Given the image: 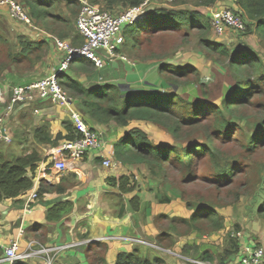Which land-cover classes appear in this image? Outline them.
Returning <instances> with one entry per match:
<instances>
[{
	"label": "rangeland",
	"instance_id": "1",
	"mask_svg": "<svg viewBox=\"0 0 264 264\" xmlns=\"http://www.w3.org/2000/svg\"><path fill=\"white\" fill-rule=\"evenodd\" d=\"M14 1L22 5L31 17V11L23 0ZM37 1H40L42 7L45 6L43 8L48 13L57 15L61 18L60 21L62 25L68 28L65 36H77L78 40L83 39L78 34L75 27V20L81 6L79 0ZM87 1L92 3L91 0ZM200 1L201 0H144L139 5V20L131 24L133 30L137 33L133 36L132 41L130 40L131 42L125 40L120 48L122 53L124 51L129 52L133 49L132 54H129L132 59L148 61L151 65L160 64V62H162L167 64L166 66L171 64L174 68L176 66H191L194 68L186 77H179L173 72L169 77L164 78L163 75L165 76V73L160 74V76L165 82L166 80H170L172 76V80L169 81L165 91L177 93L180 96L182 103L175 105L174 108L176 111L173 109V111H171L173 114L177 113L178 117L190 114V102L200 101L204 98L205 107L201 110L198 107L194 110L193 115L191 114V116L197 117V120L200 122L198 126L185 127L184 123H180L178 127L179 138L176 140L167 130L154 122L135 119L130 120L126 125H120L114 119L101 123L96 119H92L87 114L86 118L88 117L92 121L94 124L92 128H94L98 134L99 130L102 131L106 140L116 138L118 135V139H121L127 132L138 130L145 135L148 143H152L153 145H173L181 152L189 142H205L212 147H216L231 159L240 157L242 148H244L245 145H251L250 142H248V138L257 134L259 142H256L255 146L251 147L249 150L255 152V155L245 158L242 163H237L233 166V174L230 177L234 180L233 182L236 181V183L228 187H223V183L213 182L211 180V178H215L216 176L213 175L211 159L208 155L202 159H194L187 169H178L176 163H165L162 170L160 169L152 172L150 163L146 161L143 163L130 164V166L125 167L126 170L124 172H126L125 174H128L127 176L129 177H133V173L136 172L140 178L139 180L142 181V184L145 186L144 189L147 190L144 195L155 193L160 190V200L164 197H171L177 199V202H182L185 208L184 212L177 210L180 214L174 217L163 218L160 221V230L166 232L170 231L177 236L183 237H191L192 235L190 233L197 231L199 234L194 233L197 234V237L192 239L190 243L192 246H185L188 252L193 250L192 253H195L194 248L198 250L199 248H210L211 246L220 247L221 242L217 241L219 235H214L209 230L212 228V223L208 220L209 218H205L203 221L198 220L196 223L193 222L190 224L179 222L180 218H189L190 216L189 214V216L183 217L190 208L187 207V202H190L191 207L199 202L201 204L209 203L213 205L214 210L221 217L223 225L224 222H227L226 228L228 229L225 230L226 234L223 236V241L230 231H237L240 232V241L245 238L248 243L262 246L264 249V218L256 213L260 206H264V189H259L262 175L264 177V133H261L257 125V122H259L263 116L264 94L254 93L252 96V103L246 106L239 105L234 107L232 109L233 113L231 114L223 109L227 97L234 92V87L230 84L233 80L228 71V62L230 58H225L224 55L209 50L200 41L201 38L206 37L219 45H224L228 50H232L233 52L243 49H253L254 51L260 52L261 61L264 62V38L260 32L254 30L253 25L245 27V30L241 32L228 31V33L223 34V36L216 35L210 25L211 8H230L242 16L247 26L252 21H249L240 9L237 3L238 0H217L210 6H203L200 4ZM93 4L100 6L110 13H122L128 9L120 5H105L102 0H100L99 3ZM160 9L169 13L183 11L185 15L192 14L194 16H202V19L206 20L210 25L209 33L207 35L203 34L194 27H191L186 33L179 30L170 31L148 28L144 20L146 13L160 12ZM3 16L6 18L8 15H1L0 12V17ZM36 18L38 17H34V19ZM10 20L16 25H20V23L12 19ZM36 20L35 22L32 20V23L37 27H45L44 24L48 27L51 23H56L54 21L52 22L50 17L44 15L43 12L40 13V17ZM20 28L21 27H17L12 33L15 38L17 35L23 34ZM248 28L253 31L248 33ZM179 29L184 30L182 28ZM16 42L17 40H14L12 35L8 37L7 41L0 42V64L4 63V69L12 66L13 71L16 70V74L13 78L6 77L4 72L0 71V84L7 88H5L4 97H2V102H0V119H2L0 120V154L4 158H10L19 153H24L25 150H40L39 153L41 158H44V164H42V160L38 163L39 169L34 183L38 182L37 178L40 176L41 180L47 184V187L53 186V184L47 182L41 174L48 173L55 177H60L63 173L59 174L55 170H51L53 161L46 159L45 156L43 157L44 152L42 149H38L39 147L36 148V140L33 138V132L28 130V125L26 123L18 120V115L16 114L18 110H21L20 113H22L25 112L24 109H32L33 106L31 107L30 104L35 101L32 103H16L10 114H7L9 110L6 107L8 105L10 88L14 84L43 78L50 74L51 63L57 62L58 53L56 54L54 50V48L56 49L54 43L53 45L50 44V46H47L52 50L50 55L46 54V47L39 44L34 52L29 54L21 63L17 62L13 64L11 62L12 54L21 50V47L16 44ZM66 42L72 45L71 37H69ZM32 44L34 45L35 42H32ZM39 47L41 51L38 50ZM71 70H74L73 72L78 74L81 79L84 78L85 80L88 76V72H90L80 69L76 63L73 64ZM170 72L171 71H168L166 73L170 74ZM149 79H151V76H149ZM200 85H203V92L200 89ZM177 87L180 89L178 90ZM160 88H162L161 85ZM0 89L2 91L3 88L0 87ZM161 90L164 91V89ZM1 91L0 95L3 93ZM69 96L74 100L77 98V102L75 103L76 108L78 99H80L81 106V98L79 96L70 94ZM99 104L105 106L107 103L105 101H99ZM215 106L222 109V119L232 122L227 130H216L215 113L217 110ZM118 107H121V104ZM2 132H5L6 136L8 135V140H4ZM57 139L54 140L57 141V144L64 140L61 137ZM101 140L103 139L101 138ZM228 141L233 144L229 146L223 145L224 142ZM158 142H165V144H159ZM20 146L26 149H20ZM186 181L189 183L185 184ZM54 187L55 188L52 189H44V191L41 192L43 194L42 196L51 193L52 191L50 190L59 191V193L65 191V187L62 186V184H57ZM213 188H218L217 192L220 194L219 196L215 192L216 195L214 197ZM151 196L153 197L154 195L152 194ZM190 210L193 213L195 209ZM202 213H205V211L199 212L198 214ZM197 226L202 227V230H198ZM181 239L182 238H179V240ZM166 242L167 239L165 240V243ZM36 246L38 245L36 244ZM192 256L195 255L191 254V257ZM197 258L199 259V257ZM203 261L205 264H211L205 260ZM43 262L46 264V259H44Z\"/></svg>",
	"mask_w": 264,
	"mask_h": 264
},
{
	"label": "trees",
	"instance_id": "2",
	"mask_svg": "<svg viewBox=\"0 0 264 264\" xmlns=\"http://www.w3.org/2000/svg\"><path fill=\"white\" fill-rule=\"evenodd\" d=\"M31 11V17H40V13L43 12L44 15L50 17L51 21L57 22L61 18L57 15L48 13L37 0H23ZM92 3H99L100 0H91ZM105 5H120L124 8H129L132 6H139L144 0H102ZM217 0H201L200 4L203 6L213 5ZM238 6L243 11L245 16L249 21H252L245 27L253 25L254 30L260 32L264 38V0H238ZM185 12L179 11L177 13H169L165 10L160 9V12H147L145 15V23L148 28L158 29V30H170V31H183L187 32L191 27L196 28L199 32L203 34H208L210 25L209 23L202 19V16H194L192 14H184ZM238 13V12H236ZM36 18V19H38ZM199 18V19H197ZM54 24V23H53ZM182 28L184 30H180ZM212 28V27H211ZM146 29V28H145ZM248 28V33L251 32ZM137 32L133 30L132 25H127L124 28V36L126 41H132L133 36ZM0 34V42L7 41ZM21 50L15 54H12L11 62L13 64L17 62H22L27 58L29 54L34 52L37 48L33 47L32 42L23 35H18L16 38ZM130 41V42H131ZM201 43L213 52H217L224 55L225 58L228 57V71L231 79L233 80L231 85L234 87L233 94L229 95L226 102L223 105V109L228 111L230 114L233 113V108L239 105L246 106L252 103V96L254 93L264 94V62L261 61V54L259 51H254L253 49H243L239 51L228 50L224 45H219L208 38H201ZM84 40H78L77 36H71V43L73 46H80ZM74 43V44H73ZM41 51V48H38ZM4 63L0 64V71L4 72ZM167 64L160 62L158 63V70L160 74L165 73L163 77H169L173 72L179 77H186L187 74L194 70L191 66L175 68L171 66H166ZM72 64L69 69H72ZM86 66L93 67L90 62H84L79 65L82 70H89ZM94 68V67H93ZM8 69V68H7ZM74 70H70L71 74ZM171 71L170 74L166 73ZM75 73V72H74ZM60 83L63 88L70 95L79 96L81 98V106L84 112L90 116L92 119H96L101 123L108 122L114 119L120 125H126L130 120H142L148 122L158 123L162 126L168 133H170L177 140L178 127L180 123H184L185 127H196L200 123L197 117L193 115L196 108L205 107L204 98L200 101H193L189 103L190 114L186 116H177V113L173 114L171 111L175 110V105L182 103L180 96L177 93H171L168 91H155L148 90L139 87H118L115 84H109L102 88V86L89 85L85 86L76 77L68 74L61 75ZM166 83L169 84V81ZM176 81L175 79H173ZM91 86V87H90ZM93 86V87H92ZM200 89L203 92V85H200ZM99 101H105L107 104L101 106ZM121 104V107H118ZM173 109V110H172ZM217 110L215 113V123L216 130H227L232 122L225 121L222 119L223 111L218 106H215ZM189 113V112H188ZM261 133H264V110L263 116L259 122H257ZM64 128L67 131L65 136L57 134L53 139L51 138L48 129L45 124L39 126L33 130V138L39 143H49L51 145L57 144V138L61 137L63 139L72 138V126L70 122L64 123ZM259 137L257 134L248 138V142L251 145H245L242 148V153L240 157L231 159L225 153L221 152L216 147H212L210 144L189 142L183 150L180 152L173 145H153L148 143L145 135L138 130H131L127 134L123 135L119 143L114 146L113 157L124 163H143L149 162L152 172L157 170H162L165 163H176L178 169H187L194 159H202L206 155L211 159V167L213 175L215 178H211L213 182L223 183V187H228L235 182L230 177L233 174V166L237 163H242L243 159L249 158L255 155V152L249 151L251 147L255 146ZM58 140V139H57ZM190 141V140H189ZM233 143L228 141L224 142L223 145H232ZM86 155V154H85ZM84 155V156H85ZM83 156V157H84ZM42 160L41 155L37 149H33L28 153L15 155L10 158H4L0 154V201L2 199H16L20 194L27 192L34 185V180L36 178V170L38 168V163ZM264 170V168H263ZM232 180V181H231ZM111 185L119 189L121 194L132 192L135 187V182H130V177L127 175H120L118 178L112 177L108 178ZM189 183L188 181L185 184ZM133 184V185H131ZM47 184L40 180L39 187L37 189V197L40 198L44 189H52L54 186H46ZM46 186V187H45ZM259 189H264V177H261V183L259 184ZM218 188H213L214 197L215 192ZM59 192V191H58ZM121 197L119 196V199ZM162 202H168L169 198L164 197ZM129 208L131 210H139V199L137 196H132L129 201ZM123 199L120 200L119 210L117 215L120 217L125 213ZM204 205V206H201ZM187 207L189 209H195L189 218H180L179 222L190 224L196 223L198 220H208L212 223V228L209 229L211 232L216 231L223 226V222L218 213L214 210L212 204L206 203L201 204L200 202L191 207L190 202H187ZM73 208V202L70 200L60 201L45 211V221L48 223L61 222L66 219L71 213ZM205 211V213L198 214L199 212ZM257 214L264 218V206H260ZM165 216H157V219L163 218ZM35 226H33L34 228ZM32 229V228H31ZM198 230H202V227L197 226ZM169 232V231H168ZM237 232V231H236ZM43 233V232H42ZM229 232L223 241V250L219 254H215L209 249H205L199 253V258L206 260L211 264H224V261L228 257L238 254L240 250L239 238L231 236ZM44 234V233H43ZM172 236L166 231L162 230L156 236V242L165 244L162 240L167 239V244L169 245L173 241ZM161 245V244H160ZM93 253H92V264H108V262L103 257V252L106 249V245L102 242L94 243ZM187 248L183 246L182 251L186 252ZM194 252L198 253L197 248H194ZM158 259L155 258L152 261L140 257L139 249H134L132 252H121L117 255L115 264H155Z\"/></svg>",
	"mask_w": 264,
	"mask_h": 264
},
{
	"label": "crops",
	"instance_id": "3",
	"mask_svg": "<svg viewBox=\"0 0 264 264\" xmlns=\"http://www.w3.org/2000/svg\"><path fill=\"white\" fill-rule=\"evenodd\" d=\"M0 12L1 15L7 16L5 5H0ZM35 20L33 18V22ZM44 25L45 27H37L34 23L32 25L21 23L20 25H16L8 16L6 18L3 16L0 17V34L5 38L12 35L15 40L18 35L15 38L12 33L17 27H21L20 29L23 31V34L19 35L28 36L27 38L30 41L35 42L33 47H38L39 44L46 47V54L50 55L52 50L47 46L53 45L54 38L66 41L71 36H65L68 28L62 25L60 20L54 24L51 23L48 27H46V24ZM121 47L116 49L117 56L112 59L105 57L108 55L106 50H101V54L104 56V65L100 69L86 66L89 69L87 71H90L87 74L86 80L84 78L81 79L73 71H71V74L68 73L71 69L66 70L64 73L74 77L77 76L76 78L86 87L94 85L104 88L109 84H115L120 88L130 86L155 91L164 89L165 91L168 84L160 76L158 63L151 65L148 61L134 60L129 55L132 54L133 49L122 53L120 51ZM54 50L56 54L58 53L57 62L51 63L50 74L57 70L61 60L66 55L64 51H58L55 48ZM118 55H123L125 59L120 58ZM75 63L79 67L84 62H74L73 64ZM15 71H13L11 66L4 71V75L13 78L16 74ZM149 76H151V79H149ZM160 85L162 88H160ZM0 87L3 88L2 91L0 89L3 92L0 97V102H2V97H4L7 88L4 85ZM177 89L179 90L180 88L177 87ZM76 102H72L71 106L87 121L90 127H94L92 121L88 117L86 118L87 115L80 106L79 101L77 108L75 107ZM30 105L31 107L33 106L32 109L30 108L31 110L24 109L25 112L22 113H20L21 110H18L16 113L18 120L28 125L29 131L33 132V129L45 124L52 139L57 134H61L62 136L67 134L64 123L70 122V106L53 104L50 101H36ZM99 133L103 139V148L99 153L89 152L78 161H70L67 170L62 172L63 174L60 177H55L52 174L44 176L46 174L42 173L41 176L47 182L53 184V186L62 184L65 187L64 192L59 193L55 190H50L52 191L51 193L45 194L40 198L37 197L32 201L29 210H24V198L22 197L25 193V195L29 194L32 189L37 191L41 180L39 176L37 178L38 182L34 183L32 189L20 194L16 199H2L0 201V247L10 239L18 236L19 230L23 229L24 233L20 237V245L23 249L28 248L30 242L34 244L33 248H38L39 246L55 247L71 245L59 249L58 252L54 253V264H92V249L95 247V242H102L106 245V249L102 254L108 264H115L119 253L132 252L134 249H139L140 257L142 258L150 261L157 258L158 261L155 264H196L193 260L204 262L197 257L205 249H210L215 254L222 252L223 236L226 234L225 230L228 229L226 228L227 222H224L222 228L211 232L214 235H219L217 241L221 242L220 247L199 248L197 250L198 253H192L193 250L191 252H188V250L186 252L182 251L183 246H192L190 243L193 238L197 237V234H194L198 233L197 231L190 233L191 237L177 236L175 233L169 231L167 233L172 236V243L168 245L165 243L166 239L162 240L165 246L162 243L156 242V236L162 232L160 230V221L165 217H174L180 214L177 210L184 212V205L182 202H177V199L171 197H169L168 202H162L160 200V190L144 195L147 190L144 189L145 186L134 171L133 177H130V182L136 183L133 191L121 194L116 185L110 184L108 178H118L123 174L128 175L124 171L126 170L125 167L130 166V164L119 163L113 158L114 146L120 141L118 139L119 135L116 138L106 140L101 130H99ZM158 143L165 144V142ZM35 145L36 148L42 149L44 152L43 157L53 147L49 143L38 144L37 141ZM20 149L26 148L20 146ZM30 151V149L25 150L24 153ZM24 153H19L18 155ZM105 157L111 158L114 162L110 167L102 165V159ZM43 160L44 158L42 159V164H44ZM38 169L39 167L36 170V176ZM152 194L154 195L153 197L151 196ZM119 196L121 197L120 199ZM132 196H137L139 199V210L137 211L129 208L128 201ZM121 199H123L125 204V213L119 217L117 211L119 210ZM64 200L73 202V208L69 216L61 222H46V209ZM188 210L183 217H187L189 214L191 216L192 212L190 209ZM160 215L165 217L157 219V216ZM33 226L35 227L33 228ZM42 232L44 234H41ZM179 238L182 239L179 240ZM239 246L240 250L238 254L228 257L224 261V264H236L239 257L247 252L252 243H248L247 239L243 238L242 241H239ZM191 254L195 256L191 257ZM43 260L44 256H31L20 264H43Z\"/></svg>",
	"mask_w": 264,
	"mask_h": 264
},
{
	"label": "built area",
	"instance_id": "4",
	"mask_svg": "<svg viewBox=\"0 0 264 264\" xmlns=\"http://www.w3.org/2000/svg\"><path fill=\"white\" fill-rule=\"evenodd\" d=\"M79 2L81 6L75 20V27L78 34L83 37L84 42L80 46L73 47L65 41L54 38L57 49L66 52L65 60L60 69H66L67 63L74 60L91 61L96 68L101 67L104 64V56L101 54V50L107 51L108 55L105 57L109 59L117 56L116 49L124 44L125 26L133 23L136 17L140 15L139 6L130 7L122 13H110L87 0H79ZM0 5L6 6L7 15L10 19L26 25L32 24V20L24 7L16 1L0 0ZM210 24L213 32L219 36H223L228 31L241 32L245 30V21L242 16L227 7L211 8ZM118 56L125 59L123 55ZM36 99H49L53 103H65L68 100L58 78L51 74L29 83L14 84L9 92V102L6 107L9 111L7 114L11 112L16 103L31 102ZM71 122L73 126L72 138L64 139L56 146L51 147L45 154L46 159L53 161L51 170H55L59 174L67 170L70 161H78L89 152L99 153L103 148L101 134L99 133V135L96 130L88 126L79 114L71 112ZM2 133L4 140H8L9 137L6 136V133ZM113 163L111 158L102 159V165L105 167H110ZM47 175L49 174L44 176ZM24 195L22 197L24 198L23 208L29 210L30 203L37 198V191L32 189L29 194ZM23 233V229H20L18 236L1 245L0 264H20L31 256L38 257L41 255L46 259V264H54V253L58 252L59 249L71 246H39L33 248L34 244L30 242L28 248L23 249L20 245V237ZM193 262L204 264L196 260ZM236 264H264L263 247L247 249V252L239 257Z\"/></svg>",
	"mask_w": 264,
	"mask_h": 264
},
{
	"label": "clouds",
	"instance_id": "5",
	"mask_svg": "<svg viewBox=\"0 0 264 264\" xmlns=\"http://www.w3.org/2000/svg\"><path fill=\"white\" fill-rule=\"evenodd\" d=\"M132 7H134V6H132ZM130 8V7H129ZM31 18V17H30ZM139 18H140V15L139 16H137L136 17V20L134 21V22H137L138 20H139ZM31 20H33V18H31ZM133 22V23H134ZM19 23V22H18ZM22 24V23H21ZM33 24V23H32ZM31 24V25H32ZM132 24V23H131ZM131 24H129V25H131ZM24 25H26V24H24ZM82 37V36H81ZM83 38V37H82ZM57 39H59V40H62V41H65V40H63V39H60V38H57ZM84 40V39H83ZM124 41H125V39H124ZM66 42V41H65ZM53 43H54V45H55V47H56V44H55V40H53ZM70 44V43H69ZM71 45V44H70ZM72 46V45H71ZM73 47H75V46H73ZM56 49H57V47H56ZM58 50V49H57ZM58 51H61V50H58ZM65 57H66V55H65ZM65 57L63 58V60L60 62V64H59V67L57 68V70H55L54 72H52L51 74H53L54 76H55V74H59V76H55V77H57L58 78V80H59V83H60V80H61V75H63V74H65L64 72L66 71V70H68L69 69V66L71 65V64H73L74 62H80V61H82V62H90L92 65H93V63L91 62V61H85V60H74V61H71V62H68L67 63V67H66V69H60V67H61V65H62V63L64 62V60H65ZM104 65V64H103ZM103 65L101 66V67H99V68H96L94 65H93V67L95 68V69H100V68H102L103 67ZM51 74H48L47 76H49V75H51ZM47 76H45V77H47ZM37 79H40V78H37ZM37 79H35V80H30V81H26V82H23V83H20V84H24V83H29V82H31V81H36ZM60 85H61V83H60ZM62 86V85H61ZM62 89L64 90V92L66 93V95H67V98H68V100H67V102H65V103H53V104H60V105H62V104H65V105H68V106H70V108H69V112H70V115H69V118H70V124H71V126H72V122H71V112H75V113H77V114H79L78 112H76V110L71 106V104H72V102H74V101H77V98H75V100L74 99H72L70 96H69V94H68V92H66V90L63 88V86H62ZM0 97H1V95H0ZM35 102L36 101H50L51 102V100H49V99H47V100H38V99H36V100H34ZM34 101H31V102H29V103H32V102H34ZM78 101H79V103H80V99H78ZM9 102V101H8ZM63 106V105H62ZM66 107V106H65ZM13 108H14V106H13ZM13 108H12V110H11V112L13 111ZM67 108V107H66ZM10 112V113H11ZM9 113V114H10ZM82 118V117H81ZM83 119V118H82ZM0 120H2V119H0ZM84 120V119H83ZM85 122V121H84ZM86 123V122H85ZM87 124V123H86ZM88 125V124H87ZM89 126V125H88ZM92 128V127H91ZM72 129H73V126H72ZM94 129V128H93ZM95 130V129H94ZM114 158V157H113ZM115 159V158H114ZM116 161H118V160H116ZM119 163H122V162H120V161H118ZM123 164V163H122ZM34 182H35V180H34ZM33 187V186H32ZM231 236H234V237H237V238H239L240 237V232H235V233H231ZM240 241V240H239ZM259 247H262V246H256V245H254V244H252V246H250L249 248L251 249V248H259ZM248 248V249H249ZM1 250V249H0ZM208 262V261H207ZM202 263H204L205 264V262H202Z\"/></svg>",
	"mask_w": 264,
	"mask_h": 264
},
{
	"label": "water",
	"instance_id": "6",
	"mask_svg": "<svg viewBox=\"0 0 264 264\" xmlns=\"http://www.w3.org/2000/svg\"><path fill=\"white\" fill-rule=\"evenodd\" d=\"M55 76H59V74H55Z\"/></svg>",
	"mask_w": 264,
	"mask_h": 264
},
{
	"label": "bare ground",
	"instance_id": "7",
	"mask_svg": "<svg viewBox=\"0 0 264 264\" xmlns=\"http://www.w3.org/2000/svg\"><path fill=\"white\" fill-rule=\"evenodd\" d=\"M42 175V174H41ZM57 179V178H56Z\"/></svg>",
	"mask_w": 264,
	"mask_h": 264
}]
</instances>
